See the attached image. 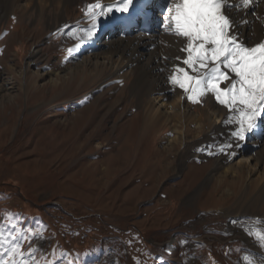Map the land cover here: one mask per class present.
Here are the masks:
<instances>
[{"label": "rangeland", "instance_id": "374dc122", "mask_svg": "<svg viewBox=\"0 0 264 264\" xmlns=\"http://www.w3.org/2000/svg\"><path fill=\"white\" fill-rule=\"evenodd\" d=\"M96 2L68 6L60 22L52 7L0 22V85L12 88L0 91V261L18 246L13 259L26 264H247L251 249L227 229L245 203V175L203 183L212 157L180 162L183 144L168 153L170 131L148 126L132 78L72 71L70 46ZM158 159L170 166L157 177ZM253 200L264 214V197Z\"/></svg>", "mask_w": 264, "mask_h": 264}, {"label": "bare ground", "instance_id": "6f19581e", "mask_svg": "<svg viewBox=\"0 0 264 264\" xmlns=\"http://www.w3.org/2000/svg\"><path fill=\"white\" fill-rule=\"evenodd\" d=\"M79 1L0 0V22L9 14L16 15L18 11L36 8L41 14L50 7L55 10L61 8V14L55 13L60 22L65 19L67 7ZM113 2L114 0H102L104 5ZM170 4L171 0H150V6L140 11V14L150 17L151 30L148 33L139 31L136 25L134 26L136 14L130 15L132 18L128 19V14L114 13L107 20L96 23L94 35L90 38L87 33L92 25L83 28L70 46L71 59L77 60L71 69L76 74L79 70L84 71L91 66L90 70L95 72L93 77L108 71L110 80L105 82L119 80L120 83L132 78L130 91L139 97L138 99H145L144 113L148 126L156 130L170 131L166 136L168 153L183 144L180 162L190 153L212 157L213 163L203 183L215 175L219 182L229 174L233 182L240 174L245 175L248 181L244 192L245 203L231 211L234 215L230 216L227 229L237 231L251 249V252L248 251L243 257L247 264H264V247L258 243V234L264 232V214L253 212L250 207L255 197H264V120L258 121L259 126L247 133L244 140L237 141L231 135L235 125L222 123L228 114L227 109L216 103L211 95L201 98L202 107L200 111H196L195 103L187 99L188 94L168 82L173 65L179 63L174 57L181 54L178 51L181 45L174 43L175 38L165 34L161 28L162 13L167 15V7ZM236 18L247 21L246 26H240L244 38L250 42L264 40V0H254L251 9L241 11ZM128 21L132 28L129 33H124L123 28L128 25ZM162 41H168L171 46H164ZM39 53L35 51L29 57L27 66L35 62ZM34 73L39 78L46 76V73H40L38 70ZM59 75L58 71L51 72L49 81H59ZM10 88L11 86H6V82L1 84L2 95H10ZM190 126L193 130L189 129ZM204 129L203 137L197 138ZM228 144L233 146L226 147ZM162 165L158 159L157 177L170 166V160ZM177 186L182 185L179 183ZM214 190H218V187Z\"/></svg>", "mask_w": 264, "mask_h": 264}, {"label": "snow or ice", "instance_id": "6c2138e0", "mask_svg": "<svg viewBox=\"0 0 264 264\" xmlns=\"http://www.w3.org/2000/svg\"><path fill=\"white\" fill-rule=\"evenodd\" d=\"M253 3L254 0H171L167 15L162 13L161 17L164 33L181 45V54L174 57L179 63L173 65L168 82L187 93L193 103L211 95L227 109L222 123L235 125L231 135L237 141L244 140L259 126L257 122L264 120V40L250 42L244 38L240 26H246L247 21L236 18L241 11L250 10ZM149 6L150 0H114L107 5L97 0L88 4L85 15L93 23L87 35H94L99 17L114 13L130 16ZM162 44L171 46L168 41ZM258 243L264 247V232L258 234ZM6 255L9 259L0 264H26L13 259L23 255L18 246Z\"/></svg>", "mask_w": 264, "mask_h": 264}]
</instances>
